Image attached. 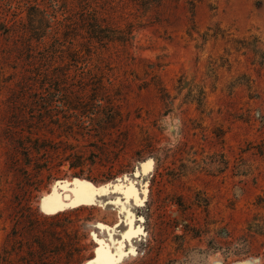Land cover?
I'll return each instance as SVG.
<instances>
[{"label": "rangeland", "instance_id": "rangeland-1", "mask_svg": "<svg viewBox=\"0 0 264 264\" xmlns=\"http://www.w3.org/2000/svg\"><path fill=\"white\" fill-rule=\"evenodd\" d=\"M0 264H264V0H0Z\"/></svg>", "mask_w": 264, "mask_h": 264}, {"label": "water", "instance_id": "water-1", "mask_svg": "<svg viewBox=\"0 0 264 264\" xmlns=\"http://www.w3.org/2000/svg\"><path fill=\"white\" fill-rule=\"evenodd\" d=\"M149 163V162H148ZM146 163V164H148ZM144 164V165H146ZM129 186H131V184H128ZM81 188L82 190H84L85 192H88L86 194L85 197L74 200L73 202H71L70 204H65L67 202L71 201V197L66 198L64 192H68L71 194V196H74L73 193V188ZM120 186H114L112 187V189H120ZM134 187V186H133ZM102 189H106V188H102ZM93 190H95V194H93ZM99 190L96 187H94L91 183L85 181V180H79V179H73L71 182H64V183H59L57 184L52 191L45 196V198L42 199L41 201V211L45 214H54L57 213L65 208L68 207H75V206H81V205H93L94 203L89 201V196H92V200H96V198L100 195L99 194ZM108 190V189H107ZM111 190V189H109ZM120 192V191H118ZM63 201H61L62 199ZM48 199H54L56 201V204L53 207H46L45 204L47 202ZM140 201V199H139Z\"/></svg>", "mask_w": 264, "mask_h": 264}, {"label": "snow or ice", "instance_id": "snow-or-ice-1", "mask_svg": "<svg viewBox=\"0 0 264 264\" xmlns=\"http://www.w3.org/2000/svg\"><path fill=\"white\" fill-rule=\"evenodd\" d=\"M145 167L150 169L151 162H149L147 165H145ZM114 190L115 191H120L121 189H114ZM106 192H107V189H101V190H99V194H105ZM93 194H95V190H93ZM88 199H89V201H91L93 203L95 202L94 200H92V196L91 195L89 196ZM112 202L113 203H116V204H119L120 203L119 200L112 201ZM98 227L103 228L104 226L103 225H99ZM135 235H137V232H134V231H129L127 233H124V240H130ZM94 238H95V236H94ZM98 242L100 244H102V245L104 244V241H98ZM119 243L123 244V241H120ZM131 254H135V249H132ZM122 255H124V254L122 253Z\"/></svg>", "mask_w": 264, "mask_h": 264}]
</instances>
